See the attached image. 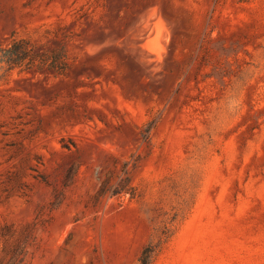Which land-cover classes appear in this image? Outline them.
Segmentation results:
<instances>
[{
  "label": "rangeland",
  "instance_id": "rangeland-1",
  "mask_svg": "<svg viewBox=\"0 0 264 264\" xmlns=\"http://www.w3.org/2000/svg\"><path fill=\"white\" fill-rule=\"evenodd\" d=\"M14 42L0 264H264V0H0Z\"/></svg>",
  "mask_w": 264,
  "mask_h": 264
},
{
  "label": "trees",
  "instance_id": "trees-1",
  "mask_svg": "<svg viewBox=\"0 0 264 264\" xmlns=\"http://www.w3.org/2000/svg\"><path fill=\"white\" fill-rule=\"evenodd\" d=\"M20 42H14L9 48L7 49H0V53L2 54V56L4 57V59L13 65L18 64L19 62H21V60H23L26 56V49L19 47ZM126 186V185H125ZM125 187L118 185V187H116V189H114V191L112 192V194H118L121 192H124ZM101 192H105V190H101ZM145 256V255H144ZM141 264H148V262L146 261L145 257L142 256L141 259Z\"/></svg>",
  "mask_w": 264,
  "mask_h": 264
},
{
  "label": "bare ground",
  "instance_id": "bare-ground-1",
  "mask_svg": "<svg viewBox=\"0 0 264 264\" xmlns=\"http://www.w3.org/2000/svg\"><path fill=\"white\" fill-rule=\"evenodd\" d=\"M157 41V40H156ZM160 45V44H159ZM161 47V46H160ZM165 47V46H164ZM160 50V49H159Z\"/></svg>",
  "mask_w": 264,
  "mask_h": 264
}]
</instances>
